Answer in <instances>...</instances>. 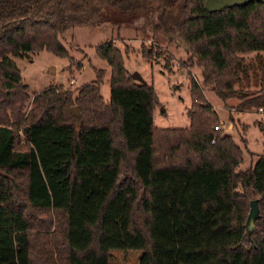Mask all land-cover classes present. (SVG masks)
Wrapping results in <instances>:
<instances>
[{"label": "trees", "instance_id": "trees-1", "mask_svg": "<svg viewBox=\"0 0 264 264\" xmlns=\"http://www.w3.org/2000/svg\"><path fill=\"white\" fill-rule=\"evenodd\" d=\"M105 5L135 17L161 5L157 28L175 31L203 82L264 111V86H236L239 53L264 51L258 0L215 11L204 0H0V248L22 249L24 264H110L112 250H140L139 264H264V154L237 169L243 149L189 71L187 127L153 124L157 92L130 76L113 39L93 48L110 67L108 100L93 67L92 81L29 100L11 56H66L60 33L93 25ZM155 45L142 42L141 56L160 57Z\"/></svg>", "mask_w": 264, "mask_h": 264}, {"label": "rangeland", "instance_id": "rangeland-1", "mask_svg": "<svg viewBox=\"0 0 264 264\" xmlns=\"http://www.w3.org/2000/svg\"><path fill=\"white\" fill-rule=\"evenodd\" d=\"M161 5L151 8L150 14L140 16L117 13L112 7L102 8V19L93 25H68L59 35L58 40L67 55L59 56L49 51L26 52L23 56H11L17 66L22 81L26 85L29 100L32 95L49 85H60L62 89L72 90L81 83L92 81L94 74L91 67L103 69V83L99 86L104 100L109 99L110 67L98 58L93 48L108 39L124 56L125 68L133 75L135 82L152 84L157 92L160 106L153 115V124L163 128L187 127L189 119L186 109L190 105L188 71L197 80L206 100L213 106L220 122V128L231 134L243 149V159L237 169L243 170L250 165L258 154L264 153V111L256 107L241 109L236 107L238 98L220 99L212 86L203 82L201 69L192 66L187 59L188 52L175 38V31L165 33L157 28L158 13ZM159 47L162 55L146 59L140 54V45ZM164 54V55H163ZM264 59V51H245L243 57L244 73L238 87L254 92L264 86V74L257 55ZM169 56L166 63L165 57ZM235 118L229 119V114ZM233 122V124H232ZM241 123L247 124L244 132ZM245 139L244 142L242 139ZM140 250H112L110 264H139ZM0 264H24V252L17 248H0Z\"/></svg>", "mask_w": 264, "mask_h": 264}, {"label": "water", "instance_id": "water-1", "mask_svg": "<svg viewBox=\"0 0 264 264\" xmlns=\"http://www.w3.org/2000/svg\"><path fill=\"white\" fill-rule=\"evenodd\" d=\"M251 0H204V6L208 11L222 10L226 7H231L234 5H244ZM264 4V0H258ZM133 78V75H130ZM73 114L77 115L76 107L73 105L71 107ZM259 209L257 205V199L250 200V209L247 216V224L252 227L254 219L258 216Z\"/></svg>", "mask_w": 264, "mask_h": 264}, {"label": "crops", "instance_id": "crops-1", "mask_svg": "<svg viewBox=\"0 0 264 264\" xmlns=\"http://www.w3.org/2000/svg\"><path fill=\"white\" fill-rule=\"evenodd\" d=\"M185 51L187 52L186 49H185ZM237 103H238V102H237ZM236 105H237V104H236ZM236 107H237V106H236ZM155 110H156V109H155ZM155 110H154V112H155ZM153 115H154V113H153ZM233 118H235V117L230 113V114H229V119L232 121ZM219 119H220V117H219ZM220 121L223 122V120H221V119H220ZM232 124H233V122H232ZM263 154H264V153H263ZM255 160H256V159H255ZM255 160H254V161H255ZM254 161H253V159H250V165H252ZM250 165H249V166H250ZM249 166H248V167H249Z\"/></svg>", "mask_w": 264, "mask_h": 264}, {"label": "built area", "instance_id": "built-area-1", "mask_svg": "<svg viewBox=\"0 0 264 264\" xmlns=\"http://www.w3.org/2000/svg\"><path fill=\"white\" fill-rule=\"evenodd\" d=\"M259 110L262 111V108H259ZM216 128H217V126H215V129H216ZM212 141H214V139H213Z\"/></svg>", "mask_w": 264, "mask_h": 264}]
</instances>
